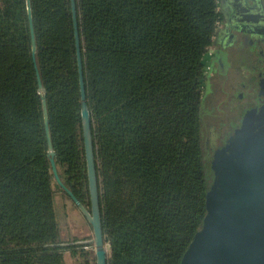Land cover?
<instances>
[{"label": "trees", "instance_id": "16d2710c", "mask_svg": "<svg viewBox=\"0 0 264 264\" xmlns=\"http://www.w3.org/2000/svg\"><path fill=\"white\" fill-rule=\"evenodd\" d=\"M107 264H183L208 213L205 55L217 0H75ZM0 0V264H91L61 237L55 161L89 205L71 0Z\"/></svg>", "mask_w": 264, "mask_h": 264}, {"label": "flooded vegetation", "instance_id": "af4514ba", "mask_svg": "<svg viewBox=\"0 0 264 264\" xmlns=\"http://www.w3.org/2000/svg\"><path fill=\"white\" fill-rule=\"evenodd\" d=\"M217 5L220 16L205 55L203 96L212 153L209 190L215 184L214 176L220 191L219 179L231 175L233 168L241 172L234 177L244 182L250 134L256 174L259 171L264 177V0H217ZM84 205L91 209L90 200Z\"/></svg>", "mask_w": 264, "mask_h": 264}, {"label": "water", "instance_id": "95a60500", "mask_svg": "<svg viewBox=\"0 0 264 264\" xmlns=\"http://www.w3.org/2000/svg\"><path fill=\"white\" fill-rule=\"evenodd\" d=\"M71 1L81 90V126L91 201L90 210L74 195L60 177L55 161L56 152L49 129L45 88L38 72L39 90L43 96L42 102L49 145L48 155L55 179L69 194L92 226L93 238L80 242L93 243L96 264H107L108 249L102 229L99 178L92 133V115L87 103L77 6L75 0ZM27 2L32 49L35 54L36 38L31 2L30 0H27ZM248 138V151L246 153L248 159L245 160L242 171L244 182L241 183L238 178L234 177L236 176L234 173L238 172L236 168L232 169V174L227 175V178L219 179L220 187H222L220 191L218 190L216 178L214 186L208 191V213L203 228L197 233L195 240L184 257L183 264H264V177L261 176L259 171L256 174L255 150L252 151L250 146L251 134ZM238 173L240 174L241 172ZM223 185H226V188ZM238 206H240L239 212L237 210ZM232 211L234 213H230ZM230 214L235 215L228 217Z\"/></svg>", "mask_w": 264, "mask_h": 264}, {"label": "rangeland", "instance_id": "374dc122", "mask_svg": "<svg viewBox=\"0 0 264 264\" xmlns=\"http://www.w3.org/2000/svg\"><path fill=\"white\" fill-rule=\"evenodd\" d=\"M207 60L206 57L205 66L208 67ZM212 177L214 179L213 182H215V177ZM55 208L61 237L64 241L89 240L93 238L92 227L77 209L74 201L65 196L63 192L58 191L55 194ZM85 250L89 256L91 264H96L94 244L89 243ZM81 260V256H73L70 251L65 252L66 264H78Z\"/></svg>", "mask_w": 264, "mask_h": 264}, {"label": "built area", "instance_id": "2783aa9c", "mask_svg": "<svg viewBox=\"0 0 264 264\" xmlns=\"http://www.w3.org/2000/svg\"><path fill=\"white\" fill-rule=\"evenodd\" d=\"M207 72V66H205V68H204V73H206Z\"/></svg>", "mask_w": 264, "mask_h": 264}]
</instances>
